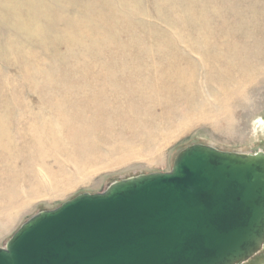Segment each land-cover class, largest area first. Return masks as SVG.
<instances>
[{
  "label": "rangeland",
  "instance_id": "1",
  "mask_svg": "<svg viewBox=\"0 0 264 264\" xmlns=\"http://www.w3.org/2000/svg\"><path fill=\"white\" fill-rule=\"evenodd\" d=\"M261 121L264 0H0V247L193 143L264 151Z\"/></svg>",
  "mask_w": 264,
  "mask_h": 264
},
{
  "label": "water",
  "instance_id": "2",
  "mask_svg": "<svg viewBox=\"0 0 264 264\" xmlns=\"http://www.w3.org/2000/svg\"><path fill=\"white\" fill-rule=\"evenodd\" d=\"M263 248L264 151L193 143L169 171L30 216L0 264H243Z\"/></svg>",
  "mask_w": 264,
  "mask_h": 264
},
{
  "label": "bare ground",
  "instance_id": "3",
  "mask_svg": "<svg viewBox=\"0 0 264 264\" xmlns=\"http://www.w3.org/2000/svg\"><path fill=\"white\" fill-rule=\"evenodd\" d=\"M260 123H261V125L264 127V121H261Z\"/></svg>",
  "mask_w": 264,
  "mask_h": 264
}]
</instances>
